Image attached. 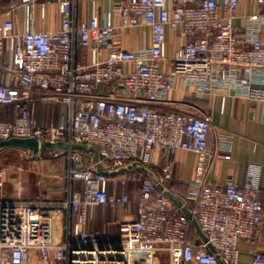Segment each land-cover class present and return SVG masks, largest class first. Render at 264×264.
<instances>
[{"label": "built area", "instance_id": "obj_1", "mask_svg": "<svg viewBox=\"0 0 264 264\" xmlns=\"http://www.w3.org/2000/svg\"><path fill=\"white\" fill-rule=\"evenodd\" d=\"M6 1L0 0V105L14 107L16 116L0 121V141L85 143L96 147L99 160L89 151H67L70 186L63 200L23 201L20 188L17 200L0 199V264H31L33 251L43 263L53 257L62 264H158L160 256L166 264H264L260 250L243 263L240 246L264 221L262 167L250 164L242 183L210 180L211 159L229 157L210 148V115L163 106H191L189 98L214 92L223 100L264 103V0H254L248 12L241 0H118L104 21L98 0H91L87 19L79 17V0ZM50 5L57 7L59 25L38 29L37 16L45 23ZM136 29L142 44L124 47L122 30ZM39 101L60 102L66 109L61 121L38 124ZM219 143L232 151V135L221 134ZM181 152L196 155L181 201L191 204L216 252L200 236L192 238V220L178 205L170 211L171 199L149 176L140 187L137 216L121 220L117 240L90 230L99 206L129 212L130 194L117 191L139 180L137 168L110 176L98 164L117 171L140 163L167 188L173 157ZM74 181L83 189L74 190ZM54 215L68 217L59 242Z\"/></svg>", "mask_w": 264, "mask_h": 264}, {"label": "crops", "instance_id": "obj_2", "mask_svg": "<svg viewBox=\"0 0 264 264\" xmlns=\"http://www.w3.org/2000/svg\"><path fill=\"white\" fill-rule=\"evenodd\" d=\"M118 0H98V12L102 21L106 19L110 5ZM254 0H241V9L250 11L255 9ZM6 4V2H4ZM79 17L87 19L92 15L91 0H79ZM38 29H54L59 25L60 17L57 7L50 5L49 16L45 23L38 14ZM116 22L119 19L115 18ZM122 45L126 48L142 44L141 31L122 30ZM151 42L148 33L147 44ZM174 91L170 98L174 99ZM181 98H184L180 94ZM191 106L176 105L167 102L166 108H182L193 112H205L210 115L214 129L210 133L209 145L212 151L216 150L229 157L214 156L209 165L208 177L217 183H224L234 178L242 183L245 180L248 166L258 164L262 167V191L260 198L264 206V103L261 101L242 97L227 96L223 100L222 93L214 92L203 98H189ZM65 107L57 101H39L36 108V121L38 124L59 123ZM16 111L12 106L0 105V121L14 120ZM221 134L232 135V151L219 143ZM160 155L159 152L156 153ZM174 161V178L177 181H188L194 176L196 155L181 152ZM70 165L67 151L43 152L29 154L25 149L7 147L0 150V199L17 200L18 189L21 191L23 201H60L68 197L70 182L66 178V169ZM139 181H131L121 187L117 193L128 192L131 202L127 213L111 205L99 206L95 217L90 223V230L99 234L105 240L115 241L120 237V222L122 219H132L137 216L140 200ZM173 192V181L167 186ZM1 217V212H0ZM54 239L59 242L66 238L65 225L68 217L54 215ZM243 263H249L256 250L264 252V221L257 234L251 241L242 240L240 243Z\"/></svg>", "mask_w": 264, "mask_h": 264}, {"label": "water", "instance_id": "obj_3", "mask_svg": "<svg viewBox=\"0 0 264 264\" xmlns=\"http://www.w3.org/2000/svg\"><path fill=\"white\" fill-rule=\"evenodd\" d=\"M7 147H15V148L25 149L28 152L33 153V154H37V153L44 152L47 150H50L53 152H61V151H69V150H82V151L91 152L94 155L95 160L96 161L99 160V153H98V150L96 149V147H94L92 145L85 144V143H72L71 144L68 142H52V141L41 142L35 137H30V138L14 137V138H10L7 140H1L0 141V150L7 148ZM128 168H130V169L131 168H137V169L143 171L144 173H146L154 182H156L158 184L159 189L164 191L166 193V195L172 201H174L178 206H180L182 208V211L192 220V222L196 228V231L198 232L201 239L204 242L208 243L207 236L201 230L196 217L192 214L189 207L187 205H185L183 201L174 197L172 192L169 189H167L164 184L160 183V180L154 171H152L151 169L145 167L144 165H142L140 163H131L128 167L120 168L117 171L104 170L102 168V166L100 164H98V169L101 172H104L105 174L110 175V176H114L116 174L124 172ZM208 247L210 248L211 251L216 252V249L214 248V246L211 243H208Z\"/></svg>", "mask_w": 264, "mask_h": 264}, {"label": "trees", "instance_id": "obj_4", "mask_svg": "<svg viewBox=\"0 0 264 264\" xmlns=\"http://www.w3.org/2000/svg\"><path fill=\"white\" fill-rule=\"evenodd\" d=\"M17 0H7L6 4H12V3H16ZM47 151L43 152V155H46ZM138 175H139V182L143 183L144 179L148 177V175L146 173H144L141 170H138ZM173 181V192L172 194L174 195V197H176L177 199L180 200H185L187 194H188V190H189V186L186 182L184 181H177L175 178L172 180ZM72 188L75 189H83V183L80 181H74L71 183ZM176 203L172 200H170V204H169V209L170 211H177V207H176ZM188 207L191 208V204H188ZM148 208H150L148 206ZM120 209V208H119ZM71 221H73L75 219V214L72 212L71 216H70ZM192 238L197 242L199 241V234L196 231V228L193 229L192 231Z\"/></svg>", "mask_w": 264, "mask_h": 264}, {"label": "rangeland", "instance_id": "obj_5", "mask_svg": "<svg viewBox=\"0 0 264 264\" xmlns=\"http://www.w3.org/2000/svg\"><path fill=\"white\" fill-rule=\"evenodd\" d=\"M83 161L86 164L90 163L91 162V155H89L88 153H85V157L83 158ZM185 182L187 183V181H185ZM166 262H167V259L165 257L164 258L160 257V256L157 257V263L158 264H166ZM31 264H62V263H60L59 261H57L53 257L50 258V260L48 262L43 263V262H41L39 260L38 252L37 251H33Z\"/></svg>", "mask_w": 264, "mask_h": 264}]
</instances>
